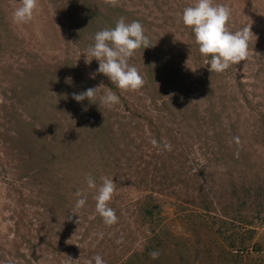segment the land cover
<instances>
[{"label":"rangeland","instance_id":"obj_1","mask_svg":"<svg viewBox=\"0 0 264 264\" xmlns=\"http://www.w3.org/2000/svg\"><path fill=\"white\" fill-rule=\"evenodd\" d=\"M193 3L38 0L18 24L21 0H0V264H264V0H213L251 30L246 61L220 73L183 24ZM121 17L156 44L129 58L133 91L84 56ZM88 88L93 103L73 99ZM107 91L119 103L101 105ZM88 175L113 180L116 223Z\"/></svg>","mask_w":264,"mask_h":264},{"label":"clouds","instance_id":"obj_2","mask_svg":"<svg viewBox=\"0 0 264 264\" xmlns=\"http://www.w3.org/2000/svg\"><path fill=\"white\" fill-rule=\"evenodd\" d=\"M105 3L115 7L118 0H105ZM38 10V0H21L20 6L13 12V22L28 23ZM230 16L229 8L222 4H214L213 0H194L192 5L183 10V24L190 27L194 33L199 52L205 58L204 65H207L210 73L223 72L230 65L246 61L248 57L251 30L245 26L241 30L230 31L227 26ZM93 40L94 43L88 47L84 56L86 63H90L93 59L98 62L96 73L105 75L121 90L133 91L142 87L144 83L142 76L128 61L136 50L140 48L145 50L156 44L151 43L139 21L129 23L121 17L115 27L97 31ZM89 56L93 59L89 60ZM96 89L88 88L83 92L74 93L73 99L82 102L87 98L90 103H93ZM99 103L111 107L119 103V97L114 92L107 91L100 97ZM153 143L156 142L153 141ZM164 148L170 151L171 145L164 143ZM101 180L102 183L97 186L96 180L88 175L86 182L89 188L96 190L94 196L96 212L105 224L111 225L118 219L114 210L108 206L115 191L114 182L107 177H102ZM76 195L80 198L76 200L75 208L79 209L85 205L86 197H82L79 191ZM150 255L156 259L160 252L154 250ZM92 260L95 264H106L100 255L94 256ZM88 264H92V261L90 260Z\"/></svg>","mask_w":264,"mask_h":264}]
</instances>
